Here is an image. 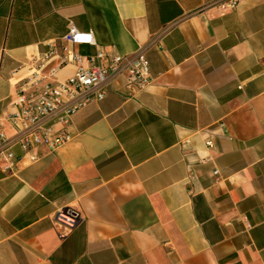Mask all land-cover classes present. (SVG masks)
<instances>
[{
    "label": "crops",
    "instance_id": "obj_1",
    "mask_svg": "<svg viewBox=\"0 0 264 264\" xmlns=\"http://www.w3.org/2000/svg\"><path fill=\"white\" fill-rule=\"evenodd\" d=\"M69 24L106 51L144 48L151 83L130 96L116 77L72 116L67 143L31 149L34 162L12 147L0 264H264V0H0L7 136L30 78L74 73L61 46L82 65L95 54L64 39ZM62 206L79 212L75 228L52 219Z\"/></svg>",
    "mask_w": 264,
    "mask_h": 264
},
{
    "label": "built area",
    "instance_id": "obj_2",
    "mask_svg": "<svg viewBox=\"0 0 264 264\" xmlns=\"http://www.w3.org/2000/svg\"><path fill=\"white\" fill-rule=\"evenodd\" d=\"M237 1L228 0L231 5H235ZM64 39L72 44L93 45L96 52L88 59L87 65H82L81 54L67 46H61L60 64L76 62L74 73L63 81L42 85L38 84L36 78H30L31 88L29 90L24 88L16 94L14 103L18 105L19 110L10 113L7 119L17 131L14 136H7L0 128V173H7L13 169L16 155L12 147L16 144L20 145L28 159L34 162L39 157L31 152L35 146L44 143L48 150L53 152L67 143L71 137L68 126L72 116L90 102L102 99L108 84L116 77L126 75L125 88L130 96L146 89L151 83L149 61L144 48L130 54L106 51L96 44L92 32L80 31L73 24H69ZM54 52V49L51 50L45 58H50ZM55 71V68L50 70L48 75L53 76ZM50 117H54L61 125L62 132L47 125L46 120ZM205 144L209 148L213 146L210 136L205 139ZM213 173L217 174L218 171L214 170ZM52 219L73 229L82 218L75 209L62 206L55 210ZM65 237V234H60L61 239Z\"/></svg>",
    "mask_w": 264,
    "mask_h": 264
}]
</instances>
